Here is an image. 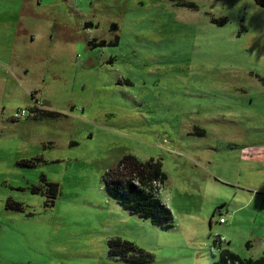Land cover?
Returning <instances> with one entry per match:
<instances>
[{"label": "rangeland", "instance_id": "374dc122", "mask_svg": "<svg viewBox=\"0 0 264 264\" xmlns=\"http://www.w3.org/2000/svg\"><path fill=\"white\" fill-rule=\"evenodd\" d=\"M263 148L264 6L0 0V264L257 258L264 161L248 155ZM125 154L160 159L171 227L105 192L103 173ZM114 237L151 261L108 255Z\"/></svg>", "mask_w": 264, "mask_h": 264}, {"label": "trees", "instance_id": "16d2710c", "mask_svg": "<svg viewBox=\"0 0 264 264\" xmlns=\"http://www.w3.org/2000/svg\"><path fill=\"white\" fill-rule=\"evenodd\" d=\"M257 5L264 6V0H253ZM191 6V3H186ZM218 22H221L219 20ZM37 104L38 100L34 99ZM33 111L38 114L57 116L54 110H42L34 104ZM22 164H32L33 161H22ZM44 180L43 177L40 178ZM166 174L162 170L159 158L149 157L146 160H139L132 154L122 156L117 164L106 170L102 175V182L105 192L117 203L130 213L149 220L152 224L169 228L172 226V214L170 209L157 195L164 184ZM48 189L55 195L56 185L48 182ZM32 186L31 190H36ZM7 206H17V203L6 202ZM264 246V239L260 240ZM248 246L249 243L246 242ZM108 255L118 257L132 263H145L152 259L149 252L136 246L128 240L119 237L107 240ZM21 264V263H10ZM213 264H264V249L257 258L240 257L228 249L220 251L218 259Z\"/></svg>", "mask_w": 264, "mask_h": 264}, {"label": "crops", "instance_id": "0c3cea01", "mask_svg": "<svg viewBox=\"0 0 264 264\" xmlns=\"http://www.w3.org/2000/svg\"><path fill=\"white\" fill-rule=\"evenodd\" d=\"M249 149H251V150H257L255 148H250L249 146H243L241 148V150L244 151V152L247 151V150H249ZM247 153H249V151ZM248 159H251V160L253 159V160H258V161H264V152L262 151V154L261 155H255L253 157H252V155H248ZM157 195H158V193H157Z\"/></svg>", "mask_w": 264, "mask_h": 264}, {"label": "built area", "instance_id": "2783aa9c", "mask_svg": "<svg viewBox=\"0 0 264 264\" xmlns=\"http://www.w3.org/2000/svg\"><path fill=\"white\" fill-rule=\"evenodd\" d=\"M24 114V110H17L13 113V118H17V117H20ZM220 221H222V219H220Z\"/></svg>", "mask_w": 264, "mask_h": 264}]
</instances>
